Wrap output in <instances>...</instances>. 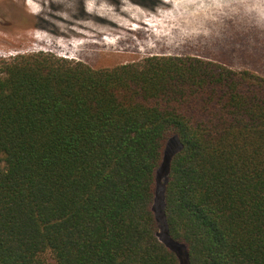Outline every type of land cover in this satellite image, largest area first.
<instances>
[{
    "label": "trees",
    "instance_id": "16d2710c",
    "mask_svg": "<svg viewBox=\"0 0 264 264\" xmlns=\"http://www.w3.org/2000/svg\"><path fill=\"white\" fill-rule=\"evenodd\" d=\"M264 264V76L195 55L0 60V264Z\"/></svg>",
    "mask_w": 264,
    "mask_h": 264
},
{
    "label": "rangeland",
    "instance_id": "374dc122",
    "mask_svg": "<svg viewBox=\"0 0 264 264\" xmlns=\"http://www.w3.org/2000/svg\"><path fill=\"white\" fill-rule=\"evenodd\" d=\"M94 4L107 10L104 17L94 15ZM252 4V0H0V60L46 51L106 68L155 54H215L222 52L231 35L240 34V41L256 42L236 48L239 57H256L262 36L259 30L247 33L240 28L238 14ZM216 61L258 74L260 65L264 71V60ZM180 149L177 137L167 141L153 210L158 238L177 252L181 264H188L187 249L171 240L164 214L169 162Z\"/></svg>",
    "mask_w": 264,
    "mask_h": 264
},
{
    "label": "crops",
    "instance_id": "0c3cea01",
    "mask_svg": "<svg viewBox=\"0 0 264 264\" xmlns=\"http://www.w3.org/2000/svg\"><path fill=\"white\" fill-rule=\"evenodd\" d=\"M253 4L251 6H247L245 11L239 12V19L241 20V24L239 25L240 28H244V30L247 29V33H250L255 30H259V34H261L262 38H259V56L256 54V57L254 56H247L240 58L239 55L241 52H237V49H242L246 45H253L256 41H252L253 39L240 41L239 37H241V34L239 35L238 38L235 36L231 35L229 37L230 42L226 43L224 46H222V52H215L210 53L208 55L204 54H197L195 56L201 57V58H206V59H211V60H240V59H259V61L264 60V0H252ZM178 7H181L180 4H178ZM260 12V13H259ZM258 28V29H257ZM242 32V30L240 31ZM237 32V33H240ZM244 32V31H243ZM232 43V44H230ZM229 46V47H227ZM224 49V51H223ZM232 49V50H231ZM253 53V52H250ZM248 64V63H247ZM248 67H251L249 64L247 65ZM260 65H259V74L264 76V71L260 70ZM254 68V67H251Z\"/></svg>",
    "mask_w": 264,
    "mask_h": 264
},
{
    "label": "bare ground",
    "instance_id": "6f19581e",
    "mask_svg": "<svg viewBox=\"0 0 264 264\" xmlns=\"http://www.w3.org/2000/svg\"><path fill=\"white\" fill-rule=\"evenodd\" d=\"M92 10H93V12H94V15L99 16V14H100V17H104L103 15L105 14V11H107V10H105L104 8L99 9V8L97 7V4H94ZM90 12H91V11H90ZM174 18H175V17H174ZM163 22H164V21H163ZM110 23H111V22H110Z\"/></svg>",
    "mask_w": 264,
    "mask_h": 264
}]
</instances>
